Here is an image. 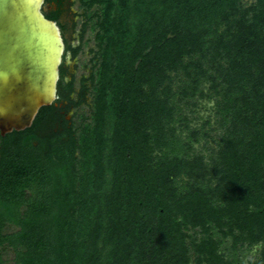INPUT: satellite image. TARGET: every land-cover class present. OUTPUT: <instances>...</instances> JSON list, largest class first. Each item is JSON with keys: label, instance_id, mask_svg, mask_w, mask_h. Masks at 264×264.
I'll list each match as a JSON object with an SVG mask.
<instances>
[{"label": "trees", "instance_id": "16d2710c", "mask_svg": "<svg viewBox=\"0 0 264 264\" xmlns=\"http://www.w3.org/2000/svg\"><path fill=\"white\" fill-rule=\"evenodd\" d=\"M78 1V98L62 65L58 99L0 135V264H264V0Z\"/></svg>", "mask_w": 264, "mask_h": 264}, {"label": "water", "instance_id": "95a60500", "mask_svg": "<svg viewBox=\"0 0 264 264\" xmlns=\"http://www.w3.org/2000/svg\"><path fill=\"white\" fill-rule=\"evenodd\" d=\"M45 0H0V134L30 127L58 98L65 41Z\"/></svg>", "mask_w": 264, "mask_h": 264}, {"label": "rangeland", "instance_id": "374dc122", "mask_svg": "<svg viewBox=\"0 0 264 264\" xmlns=\"http://www.w3.org/2000/svg\"><path fill=\"white\" fill-rule=\"evenodd\" d=\"M254 0H245L246 3L250 4ZM74 8L77 12V38L75 44H82L83 49L79 54L74 58L72 62V68L75 72V90L74 98H78V92L80 90L81 81L83 78H88L93 70V57L96 50V41H95V31L91 30V27L88 25L86 30L83 31L85 17L82 15L84 10L81 8V4L78 0L74 2ZM82 28V31H80ZM80 36L82 38L80 39ZM88 84H90L87 81ZM91 103L92 98L89 95V92L85 96V101H83L78 107L71 108L70 112L67 114V118L76 119L77 123L80 124L83 121V117H86L87 121L90 120L91 115ZM213 107V99L210 98H201L199 100V105L196 109V113L190 114V118H194L192 124L200 126L207 117L211 114ZM83 115V117H82ZM258 250L255 248L244 251L241 256L243 257L244 262L254 261L258 256ZM194 253L192 252L191 255ZM10 264V263H9ZM192 264L193 261H192Z\"/></svg>", "mask_w": 264, "mask_h": 264}, {"label": "flooded vegetation", "instance_id": "af4514ba", "mask_svg": "<svg viewBox=\"0 0 264 264\" xmlns=\"http://www.w3.org/2000/svg\"><path fill=\"white\" fill-rule=\"evenodd\" d=\"M74 2H75V0H65V6L63 8V11L61 12V16H60L59 21L62 24L66 25V28L68 29L67 38H69L71 40L72 45L74 47H76V46H78V44H75V41L77 38V35H76L77 29L76 28H77L78 15H77V12L74 8ZM56 8L57 7L55 6L54 2H50V1L45 0L44 5H43L44 13H49L51 10H55ZM57 23L60 26V23L58 21H57ZM60 28H61V26H60ZM61 31H62V28H61ZM80 31H82V28ZM74 58L75 57L73 56L72 52H70V51L66 52V50H65L61 66L63 65V67L65 68L64 79L67 82L71 81L72 78H75V72H74V69L72 68V62H71L74 60ZM60 72H61V70H60ZM71 96L74 97V93H72ZM63 105H67V103L66 102H60L59 103V106H63ZM2 136H4V135H2Z\"/></svg>", "mask_w": 264, "mask_h": 264}]
</instances>
